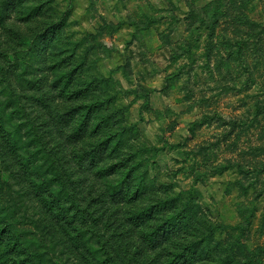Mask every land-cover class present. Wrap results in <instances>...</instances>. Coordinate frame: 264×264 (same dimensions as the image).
<instances>
[{"label":"rangeland","instance_id":"rangeland-1","mask_svg":"<svg viewBox=\"0 0 264 264\" xmlns=\"http://www.w3.org/2000/svg\"><path fill=\"white\" fill-rule=\"evenodd\" d=\"M0 230V264H264V0H0Z\"/></svg>","mask_w":264,"mask_h":264},{"label":"trees","instance_id":"trees-1","mask_svg":"<svg viewBox=\"0 0 264 264\" xmlns=\"http://www.w3.org/2000/svg\"><path fill=\"white\" fill-rule=\"evenodd\" d=\"M1 236H2V230H0V239H1ZM211 237H212V234L210 233L208 236H206V241H208L209 240V238L211 239ZM194 243H192L191 245H193ZM240 246H241V244H240ZM241 248H242V250L245 252V247L242 245L241 246ZM246 257H249V254L248 253H246ZM246 262H242L241 264H245Z\"/></svg>","mask_w":264,"mask_h":264}]
</instances>
